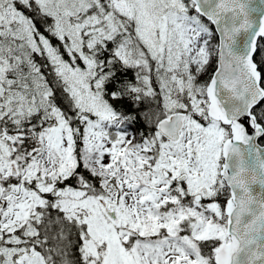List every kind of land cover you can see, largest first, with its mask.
<instances>
[{
  "label": "snow or ice",
  "instance_id": "snow-or-ice-1",
  "mask_svg": "<svg viewBox=\"0 0 264 264\" xmlns=\"http://www.w3.org/2000/svg\"><path fill=\"white\" fill-rule=\"evenodd\" d=\"M0 264H264V0H0Z\"/></svg>",
  "mask_w": 264,
  "mask_h": 264
}]
</instances>
